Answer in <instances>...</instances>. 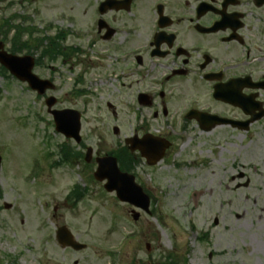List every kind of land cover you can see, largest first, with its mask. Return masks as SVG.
<instances>
[{
  "label": "rangeland",
  "instance_id": "rangeland-1",
  "mask_svg": "<svg viewBox=\"0 0 264 264\" xmlns=\"http://www.w3.org/2000/svg\"><path fill=\"white\" fill-rule=\"evenodd\" d=\"M85 9V0L0 1V40L9 49L15 31L2 24L17 15L13 23L21 25L26 16L21 31L32 32L21 35L32 49L22 54H34L35 73L56 84L41 96L0 65V264H264L261 141L222 127L202 132L193 126L180 134L182 109L170 101L166 115L160 97L153 105L139 103V94L159 87H143L133 70L123 81L99 82L114 68L118 72L115 61L97 70V58L82 56L80 65L71 48L73 30L85 33ZM59 28L70 34L57 38L64 54L51 59L42 51ZM49 95L56 108L82 112V144L94 149L91 162L65 160L63 144L84 155L87 149L57 132L45 102ZM145 134L174 145L151 166L138 151H130L136 162L123 157L150 194L152 215L118 200L94 177L97 155ZM77 185L85 191L74 198ZM133 209L141 213L137 220ZM62 225L86 249L64 248L56 238Z\"/></svg>",
  "mask_w": 264,
  "mask_h": 264
},
{
  "label": "flooded vegetation",
  "instance_id": "flooded-vegetation-1",
  "mask_svg": "<svg viewBox=\"0 0 264 264\" xmlns=\"http://www.w3.org/2000/svg\"><path fill=\"white\" fill-rule=\"evenodd\" d=\"M85 6V33L72 34L76 62L95 57L92 67L103 70L111 59L120 72L114 68L99 82L123 81L133 70L143 87H159L143 91L148 106L160 97L166 115L170 101L182 109L180 134L193 126L251 133L264 152V0H85ZM166 139L168 152L174 145Z\"/></svg>",
  "mask_w": 264,
  "mask_h": 264
},
{
  "label": "water",
  "instance_id": "water-1",
  "mask_svg": "<svg viewBox=\"0 0 264 264\" xmlns=\"http://www.w3.org/2000/svg\"><path fill=\"white\" fill-rule=\"evenodd\" d=\"M5 44L0 42V63L6 65L13 75H16L20 80L28 82V84L40 94H44L49 88H54L55 85L49 80L41 79L38 75L33 73L35 67V59L31 55L19 56L17 54L8 53L4 49ZM147 96L144 94L139 95V102L142 104H149L146 101ZM56 98L50 96L46 103L53 113L56 120V128L59 132L65 133L67 137H74L78 141H81V116L80 113L74 109H62L54 110L53 105L56 103ZM118 128H115L117 133ZM163 140V139H162ZM127 143H130L133 151L140 150L141 154L147 158L149 165L158 162L162 159V156L169 145L163 140L160 144L157 140L148 141V136L144 138H138V136L128 138ZM93 149L89 148L86 156V160L91 159ZM98 167L95 173L96 179L107 180L105 188L107 191H116L118 198L122 201L130 202L137 207L145 209L150 212V196L143 190L133 174L123 172L118 166V159L107 156L98 157ZM2 157L0 156V170H1ZM11 205H6L10 208ZM140 217V213L134 212V219L137 220ZM57 238L63 247L70 246L76 250H81L86 247L85 244L77 242L73 237L72 232L67 226H61L57 232Z\"/></svg>",
  "mask_w": 264,
  "mask_h": 264
},
{
  "label": "trees",
  "instance_id": "trees-1",
  "mask_svg": "<svg viewBox=\"0 0 264 264\" xmlns=\"http://www.w3.org/2000/svg\"><path fill=\"white\" fill-rule=\"evenodd\" d=\"M9 23V22H8ZM22 25V24H21ZM21 25H10L9 24L7 26H9V29H13L14 28V35L12 37V44H11V51L14 52H18V53H22V52H31L32 49V44H29L28 39L23 38L24 36L21 34H24L25 32H29L31 33L32 30H29L28 28H25V31H21L22 28H24ZM27 30V31H26ZM25 39V41H23ZM43 45V44H42ZM63 51L60 50V47L58 45H56V42L54 41H50V43L48 44V46L46 48H44V50L42 51V54H44L46 57H50L51 59L56 58L57 56H59V54H62ZM3 71H7L5 68H2ZM64 154L66 156V161H69V153L63 149ZM121 158V157H120ZM121 165L123 168L126 169V166L123 162V158H121ZM80 194V193H79ZM0 195H1V188H0ZM79 197V195H78ZM171 258V260L173 259V257H169ZM168 258V259H169Z\"/></svg>",
  "mask_w": 264,
  "mask_h": 264
}]
</instances>
